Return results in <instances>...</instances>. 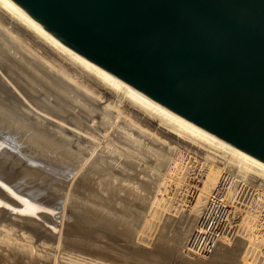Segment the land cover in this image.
Here are the masks:
<instances>
[{"label":"bare ground","instance_id":"6f19581e","mask_svg":"<svg viewBox=\"0 0 264 264\" xmlns=\"http://www.w3.org/2000/svg\"><path fill=\"white\" fill-rule=\"evenodd\" d=\"M145 125L203 155V174L193 171L190 180L200 184L205 177L204 193L214 192L229 173L235 186L253 183L264 197V167L148 104L0 0V264H30L18 246L20 239L34 244L39 238L40 244L55 240V256L48 263L70 264V246L112 249L111 257L133 247L132 236L141 239L155 222L158 226L167 177L149 164L180 168L181 149L160 142ZM106 134L142 157L143 178L120 176L107 167L105 156L94 157L96 142ZM147 138L150 146L143 142ZM219 163L228 172L216 186ZM203 195L181 212L178 225L172 215L164 221L162 235L173 226L177 247L188 242L196 218L200 220L208 198L204 201ZM59 214L74 217L70 228ZM260 221L257 205L256 213L242 220L239 235L222 239L209 260L264 264Z\"/></svg>","mask_w":264,"mask_h":264},{"label":"water","instance_id":"95a60500","mask_svg":"<svg viewBox=\"0 0 264 264\" xmlns=\"http://www.w3.org/2000/svg\"><path fill=\"white\" fill-rule=\"evenodd\" d=\"M5 1L148 104L264 167V0Z\"/></svg>","mask_w":264,"mask_h":264},{"label":"rangeland","instance_id":"374dc122","mask_svg":"<svg viewBox=\"0 0 264 264\" xmlns=\"http://www.w3.org/2000/svg\"><path fill=\"white\" fill-rule=\"evenodd\" d=\"M145 128L150 130L152 134L156 133L160 138V142L170 144L172 147L177 148V150L181 149L179 156L181 163V166L179 163L180 168L169 171L167 168L159 167L154 163L149 164L150 170L158 172L159 174L167 177V183L164 187V197L161 201V207L159 208L158 213V226H156L155 222V224L152 225L148 230L147 235L141 237V239L132 236L131 243L133 244V247L128 246V249L126 248L122 250L121 253H113V256L111 257L108 256L112 249H101L95 245L91 247H85L81 245L79 248L70 246L71 249L66 255L67 262L69 261L70 264H236L234 261L213 262L212 260H198L187 254L185 248L192 236V233L194 232V229L197 227V221L199 218H196V222L190 230V238L188 239V242L181 247H177L174 239L171 238V231L174 229L173 226L168 231L166 236L162 235V233H164L162 232V227L168 216H175L177 218L175 222L178 225V221H180L182 217L181 212L184 213L187 209H191L192 206L196 204V201L200 195L204 194V201H206L207 195H209V193H211L214 188L208 191L205 190L204 193L203 181L205 180V177H203L200 181V184H197V186H200V194L197 196L194 195L195 193L192 192L193 187L191 185L192 180L190 179L193 175V171H196L198 174L199 172L203 174L206 165L204 163L205 159L203 158V155L197 153V150H194L190 146L179 142L177 138L171 136V134L167 133L165 130V132L160 133L153 126L151 127L150 125H145ZM144 140L145 141L143 142L150 146L149 138ZM96 143L97 147L96 151L94 152V157L96 155L105 156L108 160L107 167L109 169L119 172L120 176H124L129 173L132 175L140 174V177H142L145 167L143 166L142 157H140L139 154L131 153L125 146L120 144L117 139L113 138L109 134H106L105 138L100 139V141ZM160 147L162 150H164V147L161 144ZM160 152L161 151H158V154ZM126 156H129V158H126ZM176 156L177 153L174 154V157ZM185 156L188 160L187 162L184 159ZM130 160H132V165L129 164ZM216 168L219 171V177L216 181L217 186L221 175L224 172H228V170L225 169L224 165H221L220 163L216 166ZM188 170H191V172H189L190 174H188ZM251 185L254 186L253 183ZM135 187H138V185ZM255 187L258 186L255 185ZM191 195L193 198L192 200L190 198ZM60 215L61 214H59V216ZM62 216L63 215H61L58 219L65 222L67 228H70L74 217L70 214H67L65 217ZM256 221V225L259 226V219L256 218ZM63 222H60V224ZM39 239L40 240L37 241L34 240L35 244L33 241L30 243L29 239H20L17 240V243L20 249L23 251L26 250V253H24L27 254V257L30 259V264H49L48 262L52 261L55 256L56 250L51 246V242H55V240H49L43 244H40L39 242L42 238ZM136 247L140 248V250H138L139 252H136Z\"/></svg>","mask_w":264,"mask_h":264},{"label":"built area","instance_id":"2783aa9c","mask_svg":"<svg viewBox=\"0 0 264 264\" xmlns=\"http://www.w3.org/2000/svg\"><path fill=\"white\" fill-rule=\"evenodd\" d=\"M235 184V177L224 173L218 187L208 195L204 212L187 245V254L191 257L209 260L222 239L231 240L239 235L242 220L249 212L256 213L257 205L260 207V225L263 228L261 235L264 238L263 195L248 183ZM191 185L194 195H199L200 186H197L195 179L191 181ZM190 198L193 199L192 195Z\"/></svg>","mask_w":264,"mask_h":264}]
</instances>
